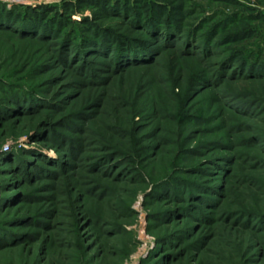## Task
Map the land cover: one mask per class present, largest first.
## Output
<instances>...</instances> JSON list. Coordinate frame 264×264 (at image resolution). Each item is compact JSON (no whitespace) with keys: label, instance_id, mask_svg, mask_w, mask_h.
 <instances>
[{"label":"rangeland","instance_id":"rangeland-1","mask_svg":"<svg viewBox=\"0 0 264 264\" xmlns=\"http://www.w3.org/2000/svg\"><path fill=\"white\" fill-rule=\"evenodd\" d=\"M111 1L137 65L86 44L128 11L0 0L56 32L0 18V264H264V0Z\"/></svg>","mask_w":264,"mask_h":264},{"label":"trees","instance_id":"trees-1","mask_svg":"<svg viewBox=\"0 0 264 264\" xmlns=\"http://www.w3.org/2000/svg\"><path fill=\"white\" fill-rule=\"evenodd\" d=\"M90 1V0H89ZM93 2L97 3L101 7V9L105 11H112V12H122L128 11V17L129 22H131L134 25H141V28H144L145 34L147 35H126L121 34L118 32H108L104 33L100 27L95 26L91 29V32L93 35H91V39L89 38L86 42L87 46H92L95 48L96 53H101L102 51H107L109 53H114V56L116 60H114V63L117 65H127L130 61H133L132 65H137V61L140 60V58H147V55L149 56L155 48H158V40H159V31L161 27L155 23V19L152 17L150 19L142 20L139 13L136 11H130L128 9H135L128 7V4L123 2H113L111 0H93ZM18 7H14L13 11L9 10L7 12V15L0 17L2 21H7L16 25L19 24V26L23 27H29V28H37L40 30L43 34H51L55 32V29L53 30L52 25L50 24L52 18L47 17L48 10L52 9L51 7H21V11L19 13L16 12ZM126 9V10H125ZM152 19V20H151ZM55 24V23H54ZM53 24V25H54ZM51 28V29H50ZM59 28V26L56 28V30ZM170 28H172L170 26ZM39 31V32H40ZM53 31V32H51ZM142 32V31H140ZM56 33V32H55ZM53 33V35H55ZM37 34V33H36ZM143 34V33H142ZM95 37V38H94ZM115 49V50H112ZM208 51V49H206ZM142 58V59H143ZM240 66L243 68L246 67L245 62H240ZM222 70V69H221ZM225 70V69H224ZM248 72H254L255 74H258L260 69L257 68L255 65H251L246 69ZM222 72V71H220ZM232 73V71H231ZM225 74H219L217 75V78L224 76ZM230 75V74H229ZM232 75V74H231ZM250 76H254L253 73H249ZM249 75H244L249 76ZM255 77H261L259 75H255Z\"/></svg>","mask_w":264,"mask_h":264}]
</instances>
